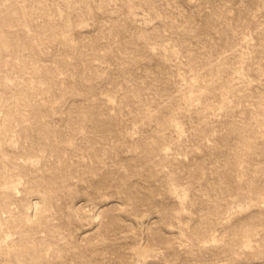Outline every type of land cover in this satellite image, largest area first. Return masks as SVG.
<instances>
[{
    "label": "rangeland",
    "instance_id": "1",
    "mask_svg": "<svg viewBox=\"0 0 264 264\" xmlns=\"http://www.w3.org/2000/svg\"><path fill=\"white\" fill-rule=\"evenodd\" d=\"M0 264H264V0H0Z\"/></svg>",
    "mask_w": 264,
    "mask_h": 264
}]
</instances>
